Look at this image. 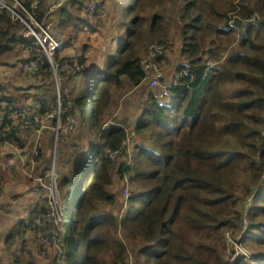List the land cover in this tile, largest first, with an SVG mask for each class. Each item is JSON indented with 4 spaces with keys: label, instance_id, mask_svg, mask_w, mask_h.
Segmentation results:
<instances>
[{
    "label": "trees",
    "instance_id": "1",
    "mask_svg": "<svg viewBox=\"0 0 264 264\" xmlns=\"http://www.w3.org/2000/svg\"><path fill=\"white\" fill-rule=\"evenodd\" d=\"M49 2L39 0L42 15ZM89 2L71 0L55 13L66 41L57 61L73 55L80 31L107 27V39L92 46L98 55L91 58L96 52L82 43L84 68L67 73L60 86L72 101L63 121L79 132L57 172L55 187L66 190L60 223H41L43 183H33L51 169V130L38 139L20 121L32 99L46 111L57 106L53 69L37 38L24 35L25 25L0 9V64L21 60L34 78L11 90L0 83V109L8 114L0 146L22 152L25 162H19L35 173L30 188L12 197L25 211H17L18 204L5 209L19 214L8 228L0 226L1 242L18 249L6 264H43L34 252L21 255L30 232L52 264H231L223 258L227 232L234 239L242 235L250 251L233 264H264V0H96L87 9ZM173 19L182 62L162 95L145 81L140 54L152 40L169 42ZM208 60L214 64L206 71ZM127 82L143 93L135 95L139 115L129 125L127 115L105 124L112 90ZM117 179L130 184L124 202L113 190ZM6 183L0 181V208ZM42 236L56 243L53 252Z\"/></svg>",
    "mask_w": 264,
    "mask_h": 264
},
{
    "label": "rangeland",
    "instance_id": "2",
    "mask_svg": "<svg viewBox=\"0 0 264 264\" xmlns=\"http://www.w3.org/2000/svg\"><path fill=\"white\" fill-rule=\"evenodd\" d=\"M146 12H149L148 9ZM48 18H49V21H50L49 23L51 24V29L54 35L57 36L58 38H63V36H61L59 27L57 26V23H56V14L49 15ZM91 19L94 21L96 20L94 16L91 17ZM86 30L80 31L79 39L77 40V48L82 49V45H81L82 43L80 39L88 35H93L92 33H90V31H86ZM167 38L169 39V42L161 41L158 39L148 42L146 46L144 47L143 51L141 52L140 57L144 54V52L146 51V49L151 43L155 41L165 43L167 45V52L165 56L167 57L163 61V63L159 62V64H160L162 73L164 75V80L166 81L170 79L172 82L175 77L174 73H176V67L179 65L180 62H182V56L180 53L181 38L179 34V24L177 23L176 19H173V21L171 22V26L169 27ZM92 41L95 42L94 39ZM96 48L97 46L90 48L89 53H95ZM74 52L75 50L73 51V53ZM97 55H98V52H96L95 54H92L91 58H94ZM19 61L21 60H11L9 65L0 64V83L5 85L8 88V90L13 89L14 86L31 83L32 80L34 79L32 76H30V73H28V71H25L26 70L25 65H23ZM61 83H62V80L60 81V86H61ZM129 84L130 83L127 82V84L124 85L121 89L115 88L112 90L113 94L111 98L112 99L111 104H110V107L107 108L105 111V116H107V118L105 119V124L109 122L110 119H113V117L115 116H120V118L122 119L123 117L126 118L125 116L127 115L126 125L127 124L129 125V121L131 123L134 121L133 116L139 115V112L137 111L140 109V105L136 106L135 102L137 101V98H140V94L142 96L143 93L139 91L140 87H133ZM150 87L152 88V86ZM135 95L139 97L136 98ZM169 100L170 99H167V102ZM68 108L70 107H67L66 110ZM110 121H113V120H110ZM72 124H75V122L73 121ZM70 125L71 123L65 124L63 119H61L58 126H57V123L54 126L51 125L50 123L48 129H46V130H51L50 132L46 133L47 140H48L47 144L49 145V148H50L48 152H50V155H51V169L49 173L47 174V176H45L41 180L35 176V173L33 172L32 168L31 170L28 168L27 163L24 165V167H21L19 158H21L24 155L22 152L18 153V150H16L15 147L12 145L5 146L1 150L4 153L2 155L4 158L3 160H7L8 162H6L7 166L4 165L3 163H0V181L7 182L6 184H4V186L6 187L5 193L8 197L12 198L14 195H16V193H20L22 191L28 190L30 188L29 187L30 177L35 176V180H33V183L36 181H38L39 184L40 182L43 183V186L38 188L39 189L38 192H41V196H38L39 200L41 201V203L46 204V208H47L46 215L44 216V221H41L42 224L44 222H47V220L50 223H52V221H55L56 223H60L62 221L63 212L66 207V202H65L66 201V190L55 187V183L58 177L57 172H59V169L63 167L64 165V159H65L64 157H66L68 147L71 148L72 142L70 141V139L74 138V136H76L79 133L76 127L73 128V126L71 127ZM131 132H132V129L130 128V133ZM50 133H53V134L51 135ZM41 137H39L38 139H40ZM128 148H131V146H129ZM38 152H39V146L37 144H34L33 154H37ZM8 153H13L12 160L14 162H10L12 160L10 159L11 157L8 156ZM3 166H6V169ZM49 178L53 180V182L50 183ZM127 187L130 188V184L128 180H124L123 182L122 180L117 179L115 184L113 185V190L115 191V193L119 195V199H118L119 201H122V202L125 201L126 192H127L125 188ZM248 199L251 200L250 197ZM23 203L25 204V202ZM125 206L126 205H123V208H125ZM22 209L23 210H21L20 208V213H23L25 211V208H22ZM123 210H121V212ZM18 217H19V214L15 216L16 219ZM228 233L230 232H227L225 235L226 241H227L226 242L227 250L223 253V258H225V260L229 259L231 261V264H233L236 256L242 253V250L249 251V249L246 247L245 241H243L242 239H237V241L230 240L228 237ZM2 238H4V235L2 236ZM25 238L28 241L27 244L23 247H22V244H19L20 247H22L21 255L23 258H28L30 256L28 252H34L33 256L37 258L38 261L40 262L43 261V264H52L51 260L48 259L44 253L38 252L36 250L37 243H38L37 234L30 232L25 236ZM53 238H55V236ZM42 241L44 242L45 246L49 249L48 251L50 253H51V250H50L51 248L53 252L54 249H56L57 247L56 243L54 242L50 243L49 237L42 236ZM49 246L51 248H49ZM233 250L235 251V254H232ZM13 252H16L18 254V249H15V247L4 248L3 245H0V263L6 264L7 262H9L12 259ZM130 262L132 263V261Z\"/></svg>",
    "mask_w": 264,
    "mask_h": 264
},
{
    "label": "built area",
    "instance_id": "3",
    "mask_svg": "<svg viewBox=\"0 0 264 264\" xmlns=\"http://www.w3.org/2000/svg\"><path fill=\"white\" fill-rule=\"evenodd\" d=\"M69 1L71 0H54L44 15H42L39 10V0H32L30 3H26L23 0H0V9L8 10L14 20L20 21L25 25L26 31L24 35L32 34L37 38L45 58L51 63L53 69L58 98L57 106L50 111H46L43 110L44 105L41 100L32 99L28 107L20 111L21 125L34 130L38 138L48 129L54 118H56L58 126L60 120L64 118L67 105L68 107L72 106V101L68 97H66V99L62 97L60 81L73 69L82 70L84 68V63L81 59V48H76L70 58H66L62 61L55 60L56 51L63 47L66 41L64 38H58L54 35L47 16L55 14L58 8L64 6ZM95 2L96 0H90L87 9H91ZM166 52L167 45L163 42L155 41L148 46L144 54L140 57V66L145 73V79L149 81L150 86L159 88L162 95L168 93L170 82L164 80V75L158 60L162 56H165ZM207 64L206 71H208L214 63L212 60H208ZM29 67L36 73L38 72V65L35 62H31ZM7 117L8 114L5 109H0V139L6 136V129L4 126ZM117 152L118 150H115L113 156H115ZM125 190L127 191V197L129 188L127 187ZM249 201L248 199V202ZM228 237L230 240H243L242 235L234 239L232 235L228 233ZM242 253L247 257L250 255L249 251L242 250Z\"/></svg>",
    "mask_w": 264,
    "mask_h": 264
},
{
    "label": "crops",
    "instance_id": "4",
    "mask_svg": "<svg viewBox=\"0 0 264 264\" xmlns=\"http://www.w3.org/2000/svg\"><path fill=\"white\" fill-rule=\"evenodd\" d=\"M47 2H49V0H47ZM52 2H53V0H52ZM52 2H49V4H51ZM104 13L105 12H103L102 16L104 15ZM106 15L107 14L104 15L105 18H107ZM106 30H107V27H105L103 29L102 28H99L98 30H94V31L86 30V31H90V33H92L93 35H88L86 37H83L82 39H80L81 40V43L89 42L90 45H91L90 47L92 48V46L97 45L99 42H102V39L103 40H106L107 39L106 36H105V38L102 36L106 32ZM93 39L95 40V42L92 41ZM173 77H174V75H173ZM166 81L171 82L170 79L169 80H166ZM10 145L11 144H7L6 143V144H3V145L0 146V163H3V164L5 163L4 160H3L4 158L2 156L4 153L1 150L3 149V147L10 146ZM18 152H20V151H18ZM21 158H22V160H24V161H22V163L25 162V157L22 156ZM10 162H14V161L12 160ZM24 164H22L21 166L24 167ZM3 167L5 168V166H3ZM1 201H2V203H4L5 207L4 208H0V226L3 229H5L6 226L8 228V224L10 225V224L13 223V219L15 217V214L14 213H6L5 209H8V207L10 206V204L12 205L13 208H15L16 207L15 205L18 204L17 205V208H18L17 211H18L20 209V207H21L22 204H21V202H18L17 203L18 200H14V199L8 197L6 194L3 195ZM0 245H3L4 248H6V245H4L1 242V240H0Z\"/></svg>",
    "mask_w": 264,
    "mask_h": 264
},
{
    "label": "clouds",
    "instance_id": "5",
    "mask_svg": "<svg viewBox=\"0 0 264 264\" xmlns=\"http://www.w3.org/2000/svg\"><path fill=\"white\" fill-rule=\"evenodd\" d=\"M250 200V199H249ZM243 241H244V238H243ZM250 256V255H249ZM247 257V256H246Z\"/></svg>",
    "mask_w": 264,
    "mask_h": 264
}]
</instances>
